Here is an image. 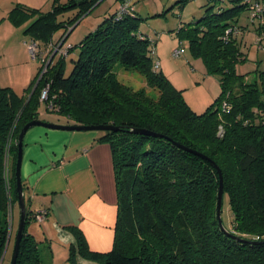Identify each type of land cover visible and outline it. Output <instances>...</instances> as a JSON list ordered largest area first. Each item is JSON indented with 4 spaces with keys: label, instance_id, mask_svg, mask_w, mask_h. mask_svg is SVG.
<instances>
[{
    "label": "trees",
    "instance_id": "1",
    "mask_svg": "<svg viewBox=\"0 0 264 264\" xmlns=\"http://www.w3.org/2000/svg\"><path fill=\"white\" fill-rule=\"evenodd\" d=\"M103 1L52 0L47 12L15 4L6 19L15 26L30 23L24 34L42 53L41 42L53 43L60 29L63 39ZM216 1L238 6L204 15L177 32L206 73L218 78L220 94L203 113L193 111L183 91L161 72L156 41L138 31L134 8L121 15L117 9L71 47L69 52L77 49L78 55L68 75L66 58L55 56L40 77L41 65L24 95L0 87V261L9 242V211L18 204V135L39 120V97L48 86L46 111L63 116L70 126L119 129L99 132L97 140L112 154L117 192L113 247L106 254L91 253L80 231L67 227L74 237L69 262L79 256L96 264H264V71L250 79L236 72L247 60L241 34L248 27L238 24L241 12L248 13L254 44L264 52V0ZM69 12H75L73 18L58 21ZM115 66L142 75L157 94L124 85ZM212 164L221 171L223 199L232 215V230L226 231L236 238L217 222L219 176ZM25 203L15 264H45L40 243L27 230L36 212Z\"/></svg>",
    "mask_w": 264,
    "mask_h": 264
},
{
    "label": "crops",
    "instance_id": "2",
    "mask_svg": "<svg viewBox=\"0 0 264 264\" xmlns=\"http://www.w3.org/2000/svg\"><path fill=\"white\" fill-rule=\"evenodd\" d=\"M124 1L132 4L135 12L136 3L143 2L116 0V8ZM173 1L166 0V4ZM51 3L52 0H0V38L24 50L23 26H15L6 19L8 13L15 4L44 12ZM60 39L53 35L51 41L57 43ZM40 44L42 51H47L48 43ZM45 121L69 126L66 121ZM98 138L100 133L95 131L68 132L43 127H33L24 136L20 172L25 200L33 213L47 211L43 221H32L27 230L40 243L45 264H64L65 261V264H96L79 256L69 262L68 249L74 237L67 227L80 231L91 253L106 254L113 247L117 217L113 161L109 145L97 142ZM12 212L13 207V220ZM9 232L4 257L11 250V225Z\"/></svg>",
    "mask_w": 264,
    "mask_h": 264
},
{
    "label": "rangeland",
    "instance_id": "3",
    "mask_svg": "<svg viewBox=\"0 0 264 264\" xmlns=\"http://www.w3.org/2000/svg\"><path fill=\"white\" fill-rule=\"evenodd\" d=\"M115 4L116 0H104L99 6H94L89 14L80 18L76 27L75 25L77 23L72 26L74 28L68 37L64 38L67 34L63 37L62 40H65L64 46H76L87 34L93 32L102 23L104 18H107L118 9ZM136 5V14L139 19L138 31L151 38V40L156 41L154 50L160 64L161 72L177 89L183 91V97L193 111L203 113L220 94L221 88L218 78L206 73L201 59L191 55L188 42L180 39L177 32L180 28L195 23L204 15H211L217 13L219 10L230 9L238 5L229 2L221 3L216 0H187L183 4L180 0H174L168 4H166V0H143V2L136 3ZM50 7L46 10L49 11ZM74 15L75 12L66 13L60 16L58 21H67L73 18ZM247 17L248 13L245 11L241 12L238 22L239 26L248 27V30L241 34V40L243 42L241 51L246 55L247 60L236 66V72L238 74H246L247 78L250 79L255 76L256 71H264V52L258 51L257 46L254 44L255 38L252 33V26L249 25ZM28 25L30 23L24 22L21 25V27L23 26L21 30L24 32ZM62 32V29L56 31L54 37L61 38ZM23 36V41L26 43L24 44V50L15 45L4 43L6 38H0V87H9L20 96L26 93V89L34 81L41 68L40 60L32 59L26 46L27 43L29 44L31 42L29 35ZM41 43L44 44L43 42ZM42 46L41 48L43 49ZM174 49L181 50V54L177 58L172 57V51ZM77 55V49H73L68 53L64 63L66 75L70 73ZM57 58L55 57L54 61ZM114 72L118 80L124 85L134 90L145 88L149 94H157L156 91L148 88L145 78L137 72L125 70L120 66H115ZM38 114L39 121L43 120L41 122H46L45 120H47L65 123L66 121L59 114L47 112L46 105L43 101H39ZM12 214L11 250L6 255L3 264H10V252L12 251L19 222V208L17 203L13 206ZM221 221L225 230H232V215L227 197L222 202Z\"/></svg>",
    "mask_w": 264,
    "mask_h": 264
},
{
    "label": "water",
    "instance_id": "4",
    "mask_svg": "<svg viewBox=\"0 0 264 264\" xmlns=\"http://www.w3.org/2000/svg\"><path fill=\"white\" fill-rule=\"evenodd\" d=\"M73 28H71L68 33L71 32ZM33 127H43L46 129H52V130H61V131H77V132H88V131H95V132H103V131H118V128H114L112 126H104V125H91V126H62V125H55V124H50L46 122H41V121H32L28 124H26L22 130L20 131L17 139V153H16V162H15V171H14V176H15V183H16V193H17V202H18V208H19V222H18V227L14 239V244H13V249H12V254H11V259H10V264H15L19 252V246H20V241L23 235V231L25 228V223H26V200L24 196V191H23V185L21 182V162H22V147H23V139L26 134V132L33 128ZM139 133H146L144 131H138ZM219 176V189H218V194H217V204H216V218L218 225L220 229L225 232L227 235L231 236L228 234V232L224 229L222 226V221H221V208H222V202H223V180H222V174L220 169L212 164ZM233 237V236H231ZM236 238V237H233ZM7 249V247H6ZM6 252V250H5ZM4 252V254H5ZM4 257V255H3ZM3 260V258H2ZM2 260L0 261V264L2 263Z\"/></svg>",
    "mask_w": 264,
    "mask_h": 264
},
{
    "label": "built area",
    "instance_id": "5",
    "mask_svg": "<svg viewBox=\"0 0 264 264\" xmlns=\"http://www.w3.org/2000/svg\"><path fill=\"white\" fill-rule=\"evenodd\" d=\"M256 7H258V6H256ZM259 9L260 8L258 7L257 10H259ZM131 11H133V7H131V5L128 1H124L118 7L117 13H118V15L129 14ZM64 43L65 42L62 39L60 41H58L57 43H51L50 42L48 44V49H47L46 53L38 52V47H37L35 42L31 41L29 44L27 43V48H28V51L31 55V58L32 59H39L41 65H43V69L41 71L40 77L46 71L47 66L53 60V58L55 56L63 57V58H66L68 56V53H69V50L71 49V47H65ZM180 54H181L180 49H174L172 51V57H174V58H177ZM155 68H158V63H156ZM48 88L49 87L47 86L42 90L40 97H39V101H43V102L46 101ZM9 213L11 216V211H9ZM44 218H45V212H43V211L36 213V215L34 216V220L36 222H41V221H43Z\"/></svg>",
    "mask_w": 264,
    "mask_h": 264
},
{
    "label": "bare ground",
    "instance_id": "6",
    "mask_svg": "<svg viewBox=\"0 0 264 264\" xmlns=\"http://www.w3.org/2000/svg\"><path fill=\"white\" fill-rule=\"evenodd\" d=\"M45 219V218H44ZM35 221V220H34Z\"/></svg>",
    "mask_w": 264,
    "mask_h": 264
}]
</instances>
